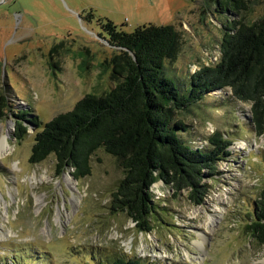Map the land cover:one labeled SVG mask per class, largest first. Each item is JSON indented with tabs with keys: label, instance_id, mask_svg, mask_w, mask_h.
<instances>
[{
	"label": "rangeland",
	"instance_id": "obj_1",
	"mask_svg": "<svg viewBox=\"0 0 264 264\" xmlns=\"http://www.w3.org/2000/svg\"><path fill=\"white\" fill-rule=\"evenodd\" d=\"M245 1L247 11H222L217 0H0V142L10 131V150L0 154V264H97L116 257L149 264H264V246L247 230L264 189V135L251 122L252 106L230 89L176 116L189 126L183 138L205 145L220 132L233 142L231 155L216 166L215 177L204 171L209 193L201 206L187 192L155 184L162 215L149 233L111 210L123 171L104 150L80 181L73 170L58 175L53 156L30 163L35 135L46 123L85 96L114 87L106 64L118 50L100 19L126 33L174 26L179 50L165 74L185 93L192 75L219 64L225 26L263 18L264 0ZM22 110L31 123L19 142L8 114ZM35 118L40 127L32 124Z\"/></svg>",
	"mask_w": 264,
	"mask_h": 264
},
{
	"label": "trees",
	"instance_id": "obj_2",
	"mask_svg": "<svg viewBox=\"0 0 264 264\" xmlns=\"http://www.w3.org/2000/svg\"><path fill=\"white\" fill-rule=\"evenodd\" d=\"M219 1L222 11L249 8L245 0ZM99 21L109 45L118 50L106 64L112 66L114 87L101 96H85L72 111L46 123L35 135L30 163L37 165L53 156L58 175L73 170V177L80 181L92 174V159L104 150L123 171L111 210L126 214L141 232L149 233L162 215L152 191L155 184L163 182L176 194L187 192L201 206L209 193L202 184L204 171L214 172L209 175L215 177L216 166L231 155L233 142L220 132L205 138V145L183 138L189 126L176 119L178 113L191 111L211 93L230 89L236 100L252 106L251 122L257 134L264 135V16L253 25L233 21L225 26L219 64L192 75L185 93L165 74L167 60L176 59L179 50L174 26L151 25L126 33L112 21ZM8 115L15 124V138L23 141L31 123L29 112L9 111ZM32 124L41 126L38 118ZM247 230L264 246V189ZM97 264L149 263L116 257Z\"/></svg>",
	"mask_w": 264,
	"mask_h": 264
},
{
	"label": "bare ground",
	"instance_id": "obj_3",
	"mask_svg": "<svg viewBox=\"0 0 264 264\" xmlns=\"http://www.w3.org/2000/svg\"><path fill=\"white\" fill-rule=\"evenodd\" d=\"M222 91H218L215 94H221ZM10 137V131L8 132V134L4 135L2 141L0 142V154H6L10 148H9V143H8V139ZM72 179L68 178L67 181L70 182Z\"/></svg>",
	"mask_w": 264,
	"mask_h": 264
},
{
	"label": "flooded vegetation",
	"instance_id": "obj_4",
	"mask_svg": "<svg viewBox=\"0 0 264 264\" xmlns=\"http://www.w3.org/2000/svg\"><path fill=\"white\" fill-rule=\"evenodd\" d=\"M219 2H220V1H219V0H217V4H219Z\"/></svg>",
	"mask_w": 264,
	"mask_h": 264
},
{
	"label": "water",
	"instance_id": "obj_5",
	"mask_svg": "<svg viewBox=\"0 0 264 264\" xmlns=\"http://www.w3.org/2000/svg\"><path fill=\"white\" fill-rule=\"evenodd\" d=\"M31 126V125H30ZM31 127H33V126H31Z\"/></svg>",
	"mask_w": 264,
	"mask_h": 264
}]
</instances>
